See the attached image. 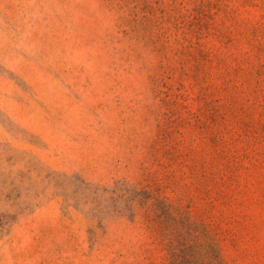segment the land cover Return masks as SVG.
<instances>
[{
  "label": "rangeland",
  "instance_id": "rangeland-1",
  "mask_svg": "<svg viewBox=\"0 0 264 264\" xmlns=\"http://www.w3.org/2000/svg\"><path fill=\"white\" fill-rule=\"evenodd\" d=\"M0 264H264V0H0Z\"/></svg>",
  "mask_w": 264,
  "mask_h": 264
}]
</instances>
